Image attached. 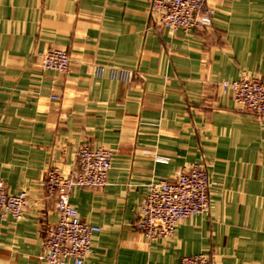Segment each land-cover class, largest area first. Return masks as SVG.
Instances as JSON below:
<instances>
[{"label": "crops", "instance_id": "0c3cea01", "mask_svg": "<svg viewBox=\"0 0 264 264\" xmlns=\"http://www.w3.org/2000/svg\"><path fill=\"white\" fill-rule=\"evenodd\" d=\"M209 3L211 26L171 34L153 23L151 0H0V176L29 194L24 218L0 226V264H49L47 171H70L84 144L114 152L108 184L71 196L101 227L85 264H177L199 252L264 264V117L218 85L264 73V0ZM54 48L69 51L67 72L42 67ZM193 162L208 169L209 210L149 240L136 228L148 182Z\"/></svg>", "mask_w": 264, "mask_h": 264}, {"label": "built area", "instance_id": "2783aa9c", "mask_svg": "<svg viewBox=\"0 0 264 264\" xmlns=\"http://www.w3.org/2000/svg\"><path fill=\"white\" fill-rule=\"evenodd\" d=\"M214 10L209 0H151L153 23L171 34L178 30L205 29L211 26ZM45 69L67 72L71 55L67 49L54 48L41 53ZM112 75L130 81L134 70L113 68ZM218 85L232 93L241 110L264 117V73H243L237 79H224ZM55 97V96H54ZM155 161L167 163L169 156L156 155ZM114 152L105 146L81 145L75 166L68 172L51 166L45 179V194L56 202L57 221L46 231L42 259L49 264H85L90 254L93 236L101 227L82 219L71 202L76 187H100L108 184ZM212 181L206 166L189 163L174 179H151L148 191L140 203L136 228L149 240L169 238L186 217L207 212L210 208ZM27 190L10 192L0 176V226L9 218L21 220L28 209ZM177 264H215L204 252L183 255Z\"/></svg>", "mask_w": 264, "mask_h": 264}]
</instances>
